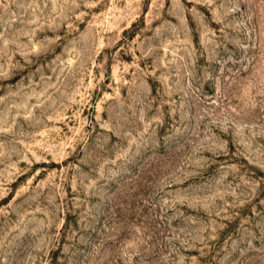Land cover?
Here are the masks:
<instances>
[{
	"label": "rangeland",
	"instance_id": "rangeland-1",
	"mask_svg": "<svg viewBox=\"0 0 264 264\" xmlns=\"http://www.w3.org/2000/svg\"><path fill=\"white\" fill-rule=\"evenodd\" d=\"M0 264H264V0H0Z\"/></svg>",
	"mask_w": 264,
	"mask_h": 264
}]
</instances>
